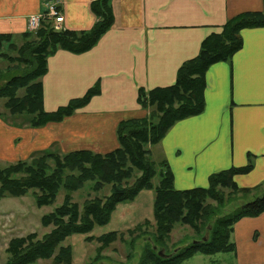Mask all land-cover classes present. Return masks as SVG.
<instances>
[{
	"label": "crops",
	"instance_id": "crops-1",
	"mask_svg": "<svg viewBox=\"0 0 264 264\" xmlns=\"http://www.w3.org/2000/svg\"><path fill=\"white\" fill-rule=\"evenodd\" d=\"M46 1L0 0V34L20 38L28 32V17L42 11ZM59 1L63 29L87 31L97 21L90 9L95 0ZM111 6L114 24L97 43L80 54L57 50L47 58L40 79L47 113L94 87L99 93L71 116L41 128L22 126L0 113L4 164L47 150H115L118 124L147 115L137 102L138 90L173 85L179 68L199 54L205 38L241 13L261 11L263 0H111ZM240 37L242 46L231 60L206 71L202 113L175 123L151 148L154 162H167L176 190L205 188L212 174L249 164L247 173L233 177L235 184H264V27L243 29ZM136 198L139 209L120 216L153 207V192L144 190ZM231 240L236 251L223 259L225 264H264V213L238 221Z\"/></svg>",
	"mask_w": 264,
	"mask_h": 264
},
{
	"label": "trees",
	"instance_id": "trees-1",
	"mask_svg": "<svg viewBox=\"0 0 264 264\" xmlns=\"http://www.w3.org/2000/svg\"><path fill=\"white\" fill-rule=\"evenodd\" d=\"M90 9L97 21L87 31H54L52 22L44 21L36 32L22 34L20 43L12 35L0 34V59L9 64L5 72L0 70V101L7 115L24 117L22 126L41 128L58 123L99 93L98 87H94L84 97L55 112L43 110L40 79L46 72L47 58L57 50L74 54L88 51L114 24L111 0H95ZM261 27H264V0L261 11L241 13L228 20L219 33L205 38L199 54L179 68L173 85L148 92L139 89L137 102L148 114L118 124L115 150L106 154L87 150L60 154L47 150L0 167V200L31 192L36 207L42 208L52 206L58 193L64 191L61 205L40 219L41 226L51 230L41 239L34 233L13 239L7 249L11 257L6 264H33L38 259L72 264V247L63 243L77 234L88 235L85 242L98 243L92 264H106L103 251L117 240L122 241L123 234L115 231L98 237L89 234L94 227L107 225L119 204L131 203L144 190L153 192V226L146 221L127 232L133 236L130 252L138 238L146 242L138 264H183L195 255L234 254L236 247L231 240L234 225L243 218L264 213V184L240 188L233 181L235 175L247 173L250 164L212 174L205 188L176 190L165 160L160 162L157 173L151 148L175 123L202 113L208 68L231 60L242 46L241 30ZM157 175L159 181L154 185L152 181ZM87 183L95 194L107 187V195L87 199L82 205L73 203L72 194ZM232 200H242L243 204L222 215ZM177 224L189 227L196 235L194 241L203 237L207 240L185 244L168 258L158 256L154 248L158 251L163 248ZM147 227L153 228L152 236L146 235ZM131 257L128 253L127 260Z\"/></svg>",
	"mask_w": 264,
	"mask_h": 264
},
{
	"label": "rangeland",
	"instance_id": "rangeland-1",
	"mask_svg": "<svg viewBox=\"0 0 264 264\" xmlns=\"http://www.w3.org/2000/svg\"><path fill=\"white\" fill-rule=\"evenodd\" d=\"M36 32V31H35ZM34 33V32H31ZM16 42L20 43V38L16 39ZM17 43V44H18ZM10 54V52H9ZM13 55V54H12ZM9 64L0 59V70L5 72L6 66ZM25 66H21L23 69ZM22 94V93H21ZM19 94V95H21ZM0 113L7 115V111L4 110L2 102L0 101ZM148 111V110H147ZM148 114V113H147ZM12 117V116H11ZM17 118L19 122L23 121V116H13ZM14 118H10V122H14ZM17 123V122H15ZM156 144L155 146H158ZM5 160H0V167H5L7 164H4ZM16 163V162H15ZM157 173H160V163H156ZM137 176V175H136ZM159 181V176L157 175L152 183L157 185ZM90 183H87L85 187L72 194L73 203L82 205V203L90 198L95 196H105L108 193V188L106 187L103 191L95 194L90 191ZM264 190V186H263ZM101 193V194H100ZM152 194V192L150 191ZM64 191L61 190L52 206L38 208L34 202V196L31 192L23 197H9L0 200V264H6L10 260V254L7 253L9 244L13 239L26 236L27 234L34 233L37 235L38 239L48 233L51 230V227L44 228L41 226L40 219L43 215L50 213L54 208L59 207L63 201ZM140 199V198H136ZM135 201V200H133ZM124 203L117 207V210L113 212L112 219L105 226H96L91 231L89 236L98 237L109 232L122 233L124 238L122 241L117 240L114 242L108 249L104 250L102 255L104 256V263L106 264H138L140 257L143 251V246L145 243L141 238L135 240L133 251L130 252V238L133 236H128L127 232L135 229V227L142 225L146 221L152 225L153 224V207L148 205L147 210L142 209L140 214L131 216L124 214L120 216V213L125 210H130L132 213L139 209L137 202ZM242 200H232V202L226 207L225 211L222 212V215L231 213L233 210L238 209L243 203ZM128 216V217H127ZM145 218V219H144ZM153 226V225H152ZM153 228H146V235H153ZM88 235H72L66 239L63 243L66 245H71L72 247V264H92V258L95 255V250L98 246L97 242H85L84 239ZM196 238L195 233L187 226H181L180 224L175 225L174 229L171 231L169 239L162 249L166 255H169L174 251L190 242H193ZM131 253L132 257L127 260V254ZM229 257L228 254H217L214 256H203L195 255L191 259L185 261L183 264H225L223 259ZM33 264H53L51 260L38 259L34 261Z\"/></svg>",
	"mask_w": 264,
	"mask_h": 264
},
{
	"label": "built area",
	"instance_id": "built-area-1",
	"mask_svg": "<svg viewBox=\"0 0 264 264\" xmlns=\"http://www.w3.org/2000/svg\"><path fill=\"white\" fill-rule=\"evenodd\" d=\"M44 21L52 22L54 31L63 30L64 21L59 0H49L43 4V9L37 14L30 15L27 19V31H37Z\"/></svg>",
	"mask_w": 264,
	"mask_h": 264
},
{
	"label": "water",
	"instance_id": "water-1",
	"mask_svg": "<svg viewBox=\"0 0 264 264\" xmlns=\"http://www.w3.org/2000/svg\"><path fill=\"white\" fill-rule=\"evenodd\" d=\"M207 240L206 237H203L200 241H193V244H197L200 242H205ZM155 251H157L158 256L162 257V258H168L171 255H166L163 251H158L156 248H154Z\"/></svg>",
	"mask_w": 264,
	"mask_h": 264
}]
</instances>
